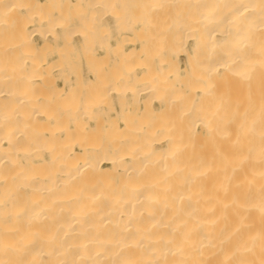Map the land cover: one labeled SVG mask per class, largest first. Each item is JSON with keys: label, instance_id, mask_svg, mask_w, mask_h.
I'll return each mask as SVG.
<instances>
[{"label": "bare ground", "instance_id": "bare-ground-1", "mask_svg": "<svg viewBox=\"0 0 264 264\" xmlns=\"http://www.w3.org/2000/svg\"><path fill=\"white\" fill-rule=\"evenodd\" d=\"M0 264H264V0H0Z\"/></svg>", "mask_w": 264, "mask_h": 264}, {"label": "rangeland", "instance_id": "rangeland-1", "mask_svg": "<svg viewBox=\"0 0 264 264\" xmlns=\"http://www.w3.org/2000/svg\"><path fill=\"white\" fill-rule=\"evenodd\" d=\"M41 1H44V0H41ZM110 27L112 26V23H110V25H109ZM112 28V27H111ZM110 29V28H109ZM108 28L106 29V32H108V30H109ZM112 30H114L113 28H112ZM112 30H110V34H109V32H108V39L106 38V40H105V42H107L108 41V43H111L112 45H115L118 41H121L122 39H121V37L122 36H126V35H124L123 33H119V36H118V33H117V31L116 30H114V32H111ZM106 34V33H105ZM107 37V36H106ZM110 38V39H109ZM60 40V42L62 41V39H59ZM96 41V43H98L99 45H97L95 42H93V47H94V45H95V49L94 48H92L94 51L95 50H97L96 52H94L93 50H91V54H92V52H93V54L92 55H94L96 58H100V57H102L101 59H103V56L104 55H106V56H104V57H106V60L107 61H109V66L108 67H113L112 65H114V62L112 61V59H109V58H107L108 57V55H107V53H105V52H107V50L105 49V47L107 48V45H104L105 47H103V45H101L98 41L99 40H95ZM39 42V43H38ZM41 42V40H39V39H37L36 41H35V46H36V49L39 51V49L40 50H42L41 51V53H43L42 54V57H44L43 59L49 64V65H51L50 63L51 62H53V61H57L58 62V59H59V53H57V52H59L60 50L56 47V45H51V46H53L50 50L48 49L47 50V48H46V52H43V49H44V46H42V44H44V43H40ZM75 42L76 43H74L75 44V48H76V46H77V48L76 49H74L73 50V56H72V59H71V61L73 62L72 63V66L71 67H74V70H75V72H72L71 73V76H74L75 74L74 73H79L80 74V76H81V74H82V81L83 82H90V79L91 78H93V76H92V72L89 70V66L87 65V62L85 61V56H83L84 54V52H83V49L81 48L82 46H80V44H81V42H80V40H78V39H76L75 40ZM100 42H103V43H105L104 42V40L103 41H100ZM40 44V45H39ZM106 44V43H105ZM81 45H83V44H81ZM100 45L102 46V50L100 49L101 47H100ZM139 46V45H138ZM100 47V48H99ZM81 48V49H80ZM90 48H91V45H90ZM59 50V51H57V50ZM78 50V51H77ZM83 53H82V52ZM99 51V52H98ZM100 51H102V53L100 52ZM98 52V53H97ZM45 53V54H44ZM48 53V54H47ZM78 53V54H77ZM80 53H81V55H80ZM100 53V54H99ZM76 54H77V56L78 57H76ZM80 55V56H79ZM53 57H55V58H53ZM77 58V59H76ZM80 60H82V61H80ZM104 60V59H103ZM105 60V61H106ZM81 62V63H80ZM84 63V64H83ZM55 64V63H54ZM183 61L181 62V66L183 67ZM82 66V67H81ZM86 66V67H85ZM87 71V72H86ZM77 73V74H78ZM64 75H66L65 73H63ZM62 74V72L61 73H54L53 74V78H55L54 79V83L57 85L58 84V86L60 85V86H63V84L65 85V82H64V80H65V76H60V75H63ZM88 75V76H87ZM89 77V78H88ZM88 79V80H87ZM169 80H171V79H169ZM169 82V81H168ZM61 83V84H60ZM168 84H170L171 85V82H169ZM173 84V83H172ZM113 104H115L117 107H119V103L115 100L114 102H113ZM157 106H158V104H156ZM101 118H102V120L100 119L99 120V122H100V126H108L105 130H108V128L110 127V125L113 123V122H115V120L117 119V118H115L114 119V117H115V115H110V114H108V115H106L105 113H102V115L100 116ZM104 117V118H103ZM107 118V119H106ZM112 119V120H111ZM114 119V120H113ZM105 120H107V121H110V123L109 122H107V121H105ZM113 121V122H112ZM88 122V121H87ZM85 123H86V121H85ZM105 124V125H104ZM94 126H95V124H93V129H94ZM93 129H91V130H93ZM100 129H102V128H100Z\"/></svg>", "mask_w": 264, "mask_h": 264}]
</instances>
